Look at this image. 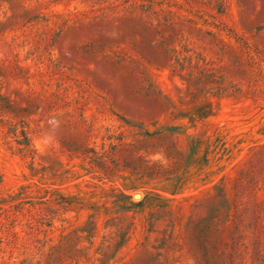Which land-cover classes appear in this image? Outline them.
Segmentation results:
<instances>
[{
	"label": "rangeland",
	"instance_id": "obj_1",
	"mask_svg": "<svg viewBox=\"0 0 264 264\" xmlns=\"http://www.w3.org/2000/svg\"><path fill=\"white\" fill-rule=\"evenodd\" d=\"M0 264H264V0H0Z\"/></svg>",
	"mask_w": 264,
	"mask_h": 264
}]
</instances>
